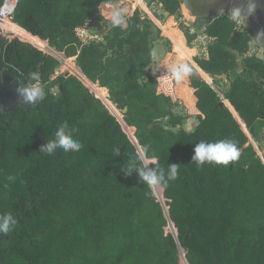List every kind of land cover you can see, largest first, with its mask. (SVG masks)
<instances>
[{
  "label": "trees",
  "instance_id": "1",
  "mask_svg": "<svg viewBox=\"0 0 264 264\" xmlns=\"http://www.w3.org/2000/svg\"><path fill=\"white\" fill-rule=\"evenodd\" d=\"M144 1L168 16L182 4ZM111 2H17L13 33L40 46L46 40L75 57L76 65L67 66L77 77L52 78L59 61L30 42L14 37L3 46L6 66L23 80L38 72L47 95L0 123V214L17 219L8 234H0V264H180V248L187 264H264V160L245 131L257 138L264 124V59L248 55L250 33L227 17L213 18L205 28L207 55L195 58L200 72L216 77L233 71L243 57L250 76L229 82L227 107L194 67L180 82L167 73L171 64L148 72L160 30L139 8L127 29L112 28L100 14V5ZM88 22L108 25L102 41L78 37ZM177 36L185 52L173 50L187 59L192 49ZM184 36L188 45L196 38L188 30ZM179 100L184 116L173 112ZM65 121L82 148L40 153ZM220 139L237 143L238 161L193 164L197 142ZM145 145L162 167L179 164L177 179L162 193L156 189L164 204L135 172L123 170ZM170 223L176 235L166 230Z\"/></svg>",
  "mask_w": 264,
  "mask_h": 264
},
{
  "label": "clouds",
  "instance_id": "2",
  "mask_svg": "<svg viewBox=\"0 0 264 264\" xmlns=\"http://www.w3.org/2000/svg\"><path fill=\"white\" fill-rule=\"evenodd\" d=\"M258 7L257 0H239V2L227 12V18L236 24L246 23L247 16L254 14ZM220 17L224 16V9L221 8L217 12ZM129 15L128 7L124 6L123 0H112L104 12V19L112 28H120L125 30L128 27L127 17ZM195 22V18L193 19ZM264 32L257 34V41H264ZM153 73L160 66V57L153 56L152 64ZM167 73L177 82L183 81L194 74V69L191 62L184 60L167 68ZM227 83V81L225 82ZM47 85L41 81V76L38 72H30L22 83L17 85V93L22 99V102L27 105H36L43 101L47 95ZM73 129L68 123L62 122L57 126L54 136L50 140L40 145V153L53 155L57 149H62L64 152L79 151L82 144L74 138ZM150 146H143L137 153L135 158L124 168L126 175H132L135 172L139 180L146 185L150 190L166 189L170 181L177 179L179 174V164L168 163L167 168H164L159 163V158L155 154L149 155ZM118 154V148L115 150V155ZM241 151L237 143L231 139H220L214 142L201 140L197 142L193 148L192 162L196 166L205 164L225 165L229 166L239 160ZM149 165L151 167H149ZM8 179L14 180L15 177L9 176ZM17 219L11 213L0 214V234H8Z\"/></svg>",
  "mask_w": 264,
  "mask_h": 264
},
{
  "label": "rangeland",
  "instance_id": "3",
  "mask_svg": "<svg viewBox=\"0 0 264 264\" xmlns=\"http://www.w3.org/2000/svg\"><path fill=\"white\" fill-rule=\"evenodd\" d=\"M221 2L223 3V0H182L181 11L177 15H173L171 17H169L166 13H164L161 6L158 4L147 5L145 3L144 5L140 6L141 13L152 19V21L161 29L160 31L161 33H159L160 34L159 37L154 41V46L152 49L153 51L152 58L154 55H158L160 57V66L156 70L157 73L161 71L163 67L169 66V64L174 65L176 63L183 62L184 60L191 62L192 67L196 68L194 66L195 58L206 57L207 45L211 40V38L207 35L205 29L207 22L209 20H212L214 17L221 18L217 13L221 8L224 9V15L226 17L228 10L234 7L239 2V0L237 1L236 4L233 5L231 4L230 1L226 5L221 4ZM123 3L124 6L128 7L130 11L131 3L128 0H123ZM137 6L138 5H136V7ZM194 18H195V22H193ZM237 26L239 28L247 30L250 33L248 55H256L257 57L264 59V41H257L255 39L257 34L260 32L258 30H255V32H251L250 24L247 20L246 23L237 24ZM107 27L108 25L105 22H89L84 26V30H85L84 33H81L82 39L85 42L102 41V36L104 35V33H106ZM166 28L168 29L173 28V30L168 31V35L171 36L172 41L167 37V34L165 32V30H167ZM174 29H179L181 32ZM186 30H188V32L190 33L192 32L195 33L196 38L189 45L190 47L194 48V49L191 48L192 52H189L191 56L187 59H182L175 52H173L174 51L173 49H175V44H176L175 42L176 39H178L177 35L181 33L184 35ZM261 39L264 40V37H261ZM23 40L28 41L27 39H23ZM69 59L70 60L67 59L66 61L63 59L62 65L59 63L60 66L57 68L52 78L62 73H68L70 75L76 76L70 71V69L67 66L68 62H72V63L74 62V64L76 65L75 57H73V59L72 58ZM146 70L148 72H153L152 66H148ZM199 74L214 88V90L219 94L220 98L222 99V103L225 104L227 107L229 103L226 102L225 99H223V96L229 87V82L234 78H236L237 76H245V77L250 76L249 72H247L243 68L242 56L237 57L236 68L233 71L229 72L228 74H223L216 77L207 76L206 73L204 72H199ZM226 81L227 83H225ZM89 90L92 93H94L90 88ZM51 91L56 93L57 88L53 87L51 88ZM104 95H107L108 98L107 90H104ZM173 112L176 115H181V116L185 115L186 110L182 101L180 100L176 101V103L173 105ZM237 120L240 122L242 126H244L241 118ZM164 123L165 121H163V124ZM187 126H189V124ZM166 128L169 130H174L171 126L168 125H166ZM245 131L249 135L248 136L249 142L254 146L256 150V154L264 160V124L259 126V132L257 138H253L247 129H245ZM154 192L157 199L160 200L162 204H164V199L162 197V194L161 196H159L157 194L156 189H154ZM161 193H162V189H161ZM171 225H172L171 223L168 225V229L169 230L171 229L172 233L176 234L175 228L173 229ZM180 264H186V263L184 261H181Z\"/></svg>",
  "mask_w": 264,
  "mask_h": 264
},
{
  "label": "built area",
  "instance_id": "4",
  "mask_svg": "<svg viewBox=\"0 0 264 264\" xmlns=\"http://www.w3.org/2000/svg\"><path fill=\"white\" fill-rule=\"evenodd\" d=\"M18 0H3L2 3L0 4V37L4 36L6 38V41H10L11 39H13L14 37H18L21 40H23L24 38L15 35L13 33V31L10 29L13 25L17 26L14 22H13V15H14V11L16 8ZM110 3H102L100 5V14L102 15V17L104 18L103 14L104 12L107 10L108 5ZM132 14L128 15L127 19L131 16ZM222 17H225L222 16ZM216 18V17H214ZM39 39V38H38ZM41 40V39H40ZM25 41V40H24ZM44 45L40 46V45H35L33 42L30 41V43H32L34 46H36L40 51H42L43 53H46L52 57H54L55 59H57L59 61V63L62 65V60L64 59L65 61L68 59L70 60L68 57H64L63 52L62 53V57L61 59H59L58 57L55 56V53H57L56 49L49 46L48 42L46 40H41ZM28 42V41H27ZM85 42V41H83ZM59 64V66H60ZM58 66V67H59ZM57 67V68H58ZM57 70V69H56ZM56 72V71H55ZM63 74V73H62ZM167 208L165 207V210ZM172 228L173 224H172ZM166 230L171 231V229L169 230L168 227L166 228ZM176 235V234H175ZM180 252V262L184 261L186 264V258H185V253L184 251L180 248L179 249Z\"/></svg>",
  "mask_w": 264,
  "mask_h": 264
},
{
  "label": "water",
  "instance_id": "5",
  "mask_svg": "<svg viewBox=\"0 0 264 264\" xmlns=\"http://www.w3.org/2000/svg\"><path fill=\"white\" fill-rule=\"evenodd\" d=\"M5 43H6V38L4 36H1L0 37V105H1L0 115H2L1 111H3L4 113H10L14 111L16 107L28 109L33 106L23 103L21 97L17 93L16 89H17V84L20 81V78L15 77L13 81H11L8 67L4 68L2 47L3 44ZM126 110L127 108H123L119 110V112L125 113Z\"/></svg>",
  "mask_w": 264,
  "mask_h": 264
},
{
  "label": "flooded vegetation",
  "instance_id": "6",
  "mask_svg": "<svg viewBox=\"0 0 264 264\" xmlns=\"http://www.w3.org/2000/svg\"><path fill=\"white\" fill-rule=\"evenodd\" d=\"M229 1L231 2V4H236L238 0H223V3L221 2V4L226 5L227 3H229ZM257 4H258V7L256 8L254 14L247 16L246 20L250 24L251 32H255V30H258L259 32H264V0H257ZM3 46H4V44H3ZM2 51H3V47H2ZM3 61H4V57H3ZM5 67H7V66H6L5 61H4V68ZM2 69H1V71H2ZM8 69H9L11 81H13V79L15 77H19V76H16L10 70V68H8ZM22 81H23V79L20 78V81L18 82V84L22 83ZM19 108H21V107H16L15 110L10 112V113H4L3 111H1L2 115H0V123L6 122L9 119L8 117L13 116V114ZM0 110H1V105H0Z\"/></svg>",
  "mask_w": 264,
  "mask_h": 264
},
{
  "label": "crops",
  "instance_id": "7",
  "mask_svg": "<svg viewBox=\"0 0 264 264\" xmlns=\"http://www.w3.org/2000/svg\"><path fill=\"white\" fill-rule=\"evenodd\" d=\"M130 3H131V9H130V11H129V15L130 14H132L133 12H134V10L136 9V8H139V10H140V6L141 5H144L145 4V1L144 0H128ZM136 5H138L137 7H136ZM182 5V4H181ZM233 5V4H232ZM141 11V10H140ZM180 11H181V6H180ZM165 13V12H164ZM169 17H171V16H169ZM151 21H152V19H151ZM153 22V21H152ZM89 23V22H88ZM87 23V24H88ZM154 23V22H153ZM154 25L161 31V29L154 23ZM167 30H165V32H166V34H167V37L171 40V36L170 35H168V31H171V30H173V28L172 29H168V28H166ZM174 30H178V31H180L179 29H174ZM84 27L83 28H78L77 29V35H78V37L82 40V41H84L83 39H82V34L81 33H84ZM181 32V31H180ZM161 33V32H160ZM193 33V32H192ZM181 36H182V38H183V40H184V44L186 45V47L187 48H193V47H190L187 43H186V39H184L185 37H184V35L181 33ZM195 40V39H194ZM172 41V40H171ZM211 41V40H210ZM173 43V42H172ZM153 49V48H152ZM194 49V48H193ZM57 51V50H56ZM174 52V51H173ZM153 53V51L151 52V54ZM63 55H64V53H63ZM55 56L56 57H58L59 59H61V57H62V53L60 52V51H57V53H55ZM64 57H66L65 55H64ZM68 58H72L73 59V57H68ZM152 61H153V58H152ZM74 63V62H73ZM195 65H197L196 63H195ZM194 65V66H195ZM150 66V65H149ZM196 67V66H195ZM197 69V68H196ZM197 71H199L198 69H197ZM200 72V71H199ZM151 73H153V72H151ZM157 73V72H156ZM207 75V74H206ZM208 76V75H207ZM80 80V79H79ZM186 114V113H185ZM184 116V115H183Z\"/></svg>",
  "mask_w": 264,
  "mask_h": 264
},
{
  "label": "bare ground",
  "instance_id": "8",
  "mask_svg": "<svg viewBox=\"0 0 264 264\" xmlns=\"http://www.w3.org/2000/svg\"><path fill=\"white\" fill-rule=\"evenodd\" d=\"M18 27V26H17ZM20 28V27H19ZM16 35V34H15ZM19 36V35H18ZM25 39V38H24ZM176 44H175V47L176 48H179V49H181V47H180V44H179V42L177 41V39H176V42H175ZM182 50V49H181ZM182 52H185L184 50H182Z\"/></svg>",
  "mask_w": 264,
  "mask_h": 264
}]
</instances>
